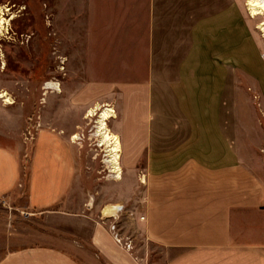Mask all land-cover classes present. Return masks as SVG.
Here are the masks:
<instances>
[{
    "label": "crops",
    "instance_id": "0c3cea01",
    "mask_svg": "<svg viewBox=\"0 0 264 264\" xmlns=\"http://www.w3.org/2000/svg\"><path fill=\"white\" fill-rule=\"evenodd\" d=\"M76 2L125 5L129 13L136 6L145 73L123 82L78 76L75 91L61 81L60 91L46 90L25 176L28 141L5 132L0 201L27 217L29 233L3 240V247H17L3 248L0 264H153L156 249L160 264H264L260 148L208 143V68L221 71L218 83L229 82L232 68L233 82L242 76L260 89L259 52L240 0ZM102 98L119 117L114 131L130 172L125 193L110 200L73 192L79 150L69 133L88 110L104 105ZM162 98L173 111L161 108ZM159 116L168 118L163 126ZM108 202L124 207L118 228L132 240L131 252L113 241L107 221L101 223ZM5 228L0 220V232Z\"/></svg>",
    "mask_w": 264,
    "mask_h": 264
},
{
    "label": "rangeland",
    "instance_id": "374dc122",
    "mask_svg": "<svg viewBox=\"0 0 264 264\" xmlns=\"http://www.w3.org/2000/svg\"><path fill=\"white\" fill-rule=\"evenodd\" d=\"M247 1L240 0L246 18L251 21L259 52L260 89L254 90L242 76L238 82H233L232 68H229V82L218 83L215 80L220 79L221 71L208 68V143H255L260 148L257 152L264 158V37L258 28L264 24V15L251 17ZM0 8L6 20L0 32V95L6 93L12 101L11 105H6L5 99H0V142L10 137L5 132H19L23 141H28L23 159L25 176L32 152L29 142L33 140L37 122L44 113L47 84L54 82L61 88V81L67 90L75 91L78 76L85 80H93L94 74L101 81L136 80L145 73V37L141 34L140 18L135 19L140 17V11L135 10L134 5L129 13L125 5L120 4L94 5L76 0H0ZM131 15L133 19H126ZM96 54L98 60L94 62ZM100 102L104 104L100 108H114L108 105V99L102 98ZM159 103L166 112L173 111L169 110L172 105L166 98ZM96 107L98 105L90 110ZM115 115L116 119H111L107 125L117 135L114 130L119 117L116 112ZM159 117L163 126L168 118ZM168 117L178 118L176 115ZM96 121L97 117L87 118L86 114L85 120L69 133L70 139L75 135L79 139L72 140L79 150L73 192L76 194L78 190L85 189L100 199L110 200L125 193L130 172L129 167L122 164L124 152L121 148L122 179L112 180L105 163L106 149L99 147V139L94 136ZM136 174L139 176L140 172ZM110 204L113 203L104 205L105 217L109 214ZM10 208L14 207L0 201V220L6 227L5 232H0V251L17 247L14 243L3 247L5 238L17 234L28 236L29 233L27 217ZM14 224V230L9 231ZM159 252V249L153 250L150 259L153 264H160Z\"/></svg>",
    "mask_w": 264,
    "mask_h": 264
},
{
    "label": "bare ground",
    "instance_id": "6f19581e",
    "mask_svg": "<svg viewBox=\"0 0 264 264\" xmlns=\"http://www.w3.org/2000/svg\"><path fill=\"white\" fill-rule=\"evenodd\" d=\"M250 11L251 17H258L264 15V0H248L246 5ZM8 11V10H7ZM4 12V11H3ZM0 32L3 29V26L6 23V20L3 19V15L0 8ZM5 17V16H4ZM8 24V23H7ZM261 33L264 37V24H260L258 26ZM45 89H54L55 91H60L59 85L55 83H48ZM0 99H5L4 103L6 105H11L12 101L7 96L6 93H2L0 95ZM97 117L96 126H95V134L94 136L99 139V147H104L107 152V168H109L110 173L112 174L113 181H121L122 172L120 168V154H121V142L117 135L111 132L107 123L111 119H116V115L113 109L104 107H96L93 110H90L87 113V118H94ZM72 140H77L78 136L75 135L72 137ZM111 207L114 205H110ZM105 209H107L105 207Z\"/></svg>",
    "mask_w": 264,
    "mask_h": 264
},
{
    "label": "built area",
    "instance_id": "2783aa9c",
    "mask_svg": "<svg viewBox=\"0 0 264 264\" xmlns=\"http://www.w3.org/2000/svg\"><path fill=\"white\" fill-rule=\"evenodd\" d=\"M123 209L124 207L122 205L110 206L107 211L109 214L107 217H104V220H102L101 223L105 224L107 221V230L113 241L125 251L131 252L134 248L132 240L129 237L122 236L120 229L118 228V220Z\"/></svg>",
    "mask_w": 264,
    "mask_h": 264
}]
</instances>
